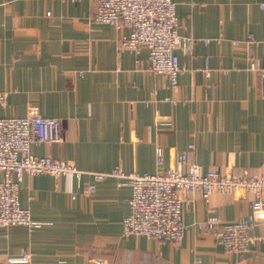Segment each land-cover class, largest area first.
Segmentation results:
<instances>
[{
    "label": "crops",
    "instance_id": "0c3cea01",
    "mask_svg": "<svg viewBox=\"0 0 264 264\" xmlns=\"http://www.w3.org/2000/svg\"><path fill=\"white\" fill-rule=\"evenodd\" d=\"M173 1L179 34L199 39L190 54L176 51L174 90L167 76L146 71L145 49L118 52L130 30L93 23L95 0H0V117H23L33 104L59 119L63 139L32 144L30 152L84 172L166 171L187 153L227 175H263L264 78L247 59L264 68V0ZM248 35L247 47L233 44ZM156 147L165 153L161 167ZM90 180L89 173L79 181L23 174L20 207L43 225L0 228L1 264L25 251L31 261L12 264H264V243L238 257L198 225L217 217L221 228L246 216L250 193H215L208 203L183 193L186 231L175 245L125 236L130 187L108 177L86 193ZM254 233L264 234V226Z\"/></svg>",
    "mask_w": 264,
    "mask_h": 264
},
{
    "label": "built area",
    "instance_id": "2783aa9c",
    "mask_svg": "<svg viewBox=\"0 0 264 264\" xmlns=\"http://www.w3.org/2000/svg\"><path fill=\"white\" fill-rule=\"evenodd\" d=\"M77 1V0H74ZM96 9L91 18L95 24H109L115 28H129V35L118 41V52L139 54L147 51L146 71L169 78L170 86L177 88V75L181 70L177 50L190 54L198 38L179 34L176 4L173 0H95ZM264 8V5L262 6ZM46 15H50L47 13ZM208 43V39L203 40ZM248 35L244 42H252ZM248 68L257 70L264 78V68H256L253 57L248 56ZM207 73V70H205ZM6 93L0 94L4 104ZM63 139L59 119L40 114L36 105L27 106L23 117H0V228L24 226L36 231L42 223L31 218L28 209L20 207L19 185L23 174L51 175L80 180L84 173L91 180L83 187L91 193L96 183L108 177L118 178L119 184L131 189L128 213L122 221L125 236L138 235L179 244L186 226L181 209L182 194L197 192L205 203L215 193L228 199L238 193H250V212L232 224L218 227L217 217H207L199 222L200 229L211 233L225 253L243 257L251 246L264 243V234H255L257 225L264 226V174L247 176L227 175L218 166H206L191 161L187 153L178 156L174 166L166 171L137 174L115 168L112 172H84L70 160H55L48 156L37 157L30 152L32 144L54 143ZM189 145V149H192ZM163 148L156 147L155 163H164ZM31 254L23 252L19 258L6 263H29Z\"/></svg>",
    "mask_w": 264,
    "mask_h": 264
},
{
    "label": "rangeland",
    "instance_id": "374dc122",
    "mask_svg": "<svg viewBox=\"0 0 264 264\" xmlns=\"http://www.w3.org/2000/svg\"><path fill=\"white\" fill-rule=\"evenodd\" d=\"M0 264H1V262H0Z\"/></svg>",
    "mask_w": 264,
    "mask_h": 264
}]
</instances>
